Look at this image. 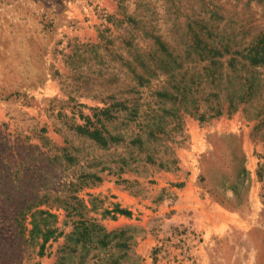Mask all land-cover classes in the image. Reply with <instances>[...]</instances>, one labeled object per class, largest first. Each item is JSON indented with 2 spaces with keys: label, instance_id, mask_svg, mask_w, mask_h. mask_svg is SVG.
<instances>
[{
  "label": "rangeland",
  "instance_id": "obj_1",
  "mask_svg": "<svg viewBox=\"0 0 264 264\" xmlns=\"http://www.w3.org/2000/svg\"><path fill=\"white\" fill-rule=\"evenodd\" d=\"M189 22L245 46L264 32V0H0V264H54L78 218L126 227L137 264H264V89L228 112L221 95L209 118L183 113L171 167L129 166V35L182 50ZM75 125L125 141L98 148ZM87 171L101 180L81 181ZM33 218L55 229L43 250Z\"/></svg>",
  "mask_w": 264,
  "mask_h": 264
},
{
  "label": "trees",
  "instance_id": "obj_2",
  "mask_svg": "<svg viewBox=\"0 0 264 264\" xmlns=\"http://www.w3.org/2000/svg\"><path fill=\"white\" fill-rule=\"evenodd\" d=\"M129 21L136 24L135 20ZM187 26L189 33L185 34L189 39L182 50L170 46L159 32L143 29L129 35V59L124 58L130 74L126 88L129 89V115L132 120L137 119V125H129L126 139L129 166L133 161H143L162 168L171 167L176 162L175 157L169 155L173 141L171 133L178 127L183 113L200 118L208 114L206 117L209 118L224 112L219 101L221 95L228 101L225 108L228 112L264 89V32L247 45L239 46L230 44L235 39L234 33L228 35L211 28L192 30L190 22ZM106 50L114 51L112 46ZM96 54L99 60L105 57L99 52ZM213 100L215 102L211 104ZM115 104L120 106L123 103ZM262 112L258 111V115ZM74 129L98 148H109L113 141H125L120 131L112 132L106 125H75ZM63 155L69 163L76 159V155L69 151ZM105 169L112 170L113 166L103 165L99 171ZM78 177L81 181L101 180L97 171L81 172ZM71 199L75 202L71 205L73 208L85 207L76 196L71 195ZM74 213L81 215V212ZM34 220L29 233L40 234V250H43L44 243L55 229L46 227L43 221L40 226ZM72 224L57 250L54 264H69V259L79 249V264L88 260L91 261L89 264H137L139 257L134 251L133 236L126 227L107 231L99 222L86 218L73 220ZM92 250L95 252L89 256Z\"/></svg>",
  "mask_w": 264,
  "mask_h": 264
}]
</instances>
